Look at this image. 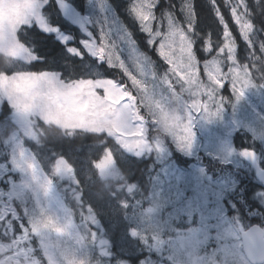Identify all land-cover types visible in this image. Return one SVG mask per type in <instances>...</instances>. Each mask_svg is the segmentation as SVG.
<instances>
[{
  "label": "rangeland",
  "instance_id": "374dc122",
  "mask_svg": "<svg viewBox=\"0 0 264 264\" xmlns=\"http://www.w3.org/2000/svg\"><path fill=\"white\" fill-rule=\"evenodd\" d=\"M46 1L36 0L35 19V0H0L5 66L0 110L3 104L8 108L0 119V264H129L112 255V237L130 248L141 244L138 264H250L223 215L220 197L235 188L237 167L250 169L232 143L235 132L248 134L264 161V80L255 81L237 62L230 28L221 21L223 46L215 49L225 53L226 65L209 56L208 48L198 59L180 19L159 8L158 0H145L153 5V28L166 29L171 20L187 37V63L182 71L171 72L157 54L158 43L148 44L155 33L146 32L135 14L140 0H127L140 43L109 0H84L82 11L55 0L70 25L67 32L43 17ZM225 3L238 36L249 50L258 45L264 55V39L258 42L244 1ZM193 19L185 2L183 22L190 26ZM31 25L54 33L66 54L80 60L76 80L70 74L61 81L57 73L44 71L55 75L49 81L40 78L42 71L29 68L34 56L16 32ZM101 37L115 45L123 61L113 56L110 66L102 46L89 51L86 45ZM21 49L27 54L18 56ZM129 52L150 58L142 78L147 91L137 89L130 102L121 104L129 95L123 85L130 83L123 67L136 71ZM252 61L264 78V60ZM40 124H52L67 135L76 129L101 133L103 140L81 147L80 156L51 151L44 164L27 145L40 142ZM155 131L167 135L170 148ZM170 149L178 158H168ZM197 154L207 168L218 162L226 171L214 174L208 168L211 177L199 160L183 163ZM101 162L108 166L102 169ZM129 162H143L141 184L124 175L122 164ZM257 193L264 195V188L258 186Z\"/></svg>",
  "mask_w": 264,
  "mask_h": 264
},
{
  "label": "trees",
  "instance_id": "16d2710c",
  "mask_svg": "<svg viewBox=\"0 0 264 264\" xmlns=\"http://www.w3.org/2000/svg\"><path fill=\"white\" fill-rule=\"evenodd\" d=\"M73 8L82 11L84 8V0H66ZM126 25L132 29L133 35L139 41V37L142 36L139 33L138 26L133 17L127 12L128 1L124 0H109ZM160 2V3H159ZM185 2L191 5L194 19L193 23L189 27L183 22V7ZM247 8V18L253 25L254 31L257 34V40L262 41L264 39V0H244ZM159 8H163L164 11L171 12L174 17L183 23L186 28L192 43L195 45V54L198 59H203L206 45L212 48L209 52V56L218 57L221 62L226 60L225 53L216 51V47L223 46V39L221 38L223 20L233 33V37L236 42V58L240 64H247L253 79L262 82L260 74L253 67L251 58L256 57L259 60H264L263 52L258 50V45L255 46L254 51L251 52L243 40L238 36L234 29V24L230 15V11L225 3V0H216V4L219 7H214L212 0H158ZM42 13L47 22L56 26L59 30L67 32L70 25L63 19L55 0H47L42 7ZM219 13H223L222 17H219ZM18 41L23 47L34 56L29 62V68L35 72L50 71L58 74L61 81H68V76L73 75V79L76 80L80 73L78 64L80 60H74V58L68 56L65 52L63 43H61L54 33H46L39 30L36 26H20L16 32ZM207 55V54H206ZM260 57V58H258ZM155 58V55H154ZM157 60V59H156ZM158 61V60H157ZM0 66H2L0 59ZM72 79V80H73ZM259 82V83H260ZM225 92L226 89H225ZM8 108L3 104L0 110V118L6 115ZM53 131L56 135L60 136L59 130L50 128L45 130L44 139L39 144H30L31 149L39 155V159L42 161L48 147L57 149L58 153L68 154L70 151L77 153L76 156H80L81 152H78L84 144H94L102 140V134L89 133L75 130L72 134L64 137H58L55 140H61L59 143L52 142ZM63 135V134H62ZM241 139L247 144L249 140L247 135L237 133L234 135V142L238 144ZM248 146V145H247ZM79 158V157H77ZM139 165L131 166L127 172L129 178L136 180L143 176ZM140 181V180H139ZM116 238V239H115ZM113 244V252L119 259L127 260L129 264H138L141 255L140 252L143 247L137 245L135 248H128L121 244V240L117 237L111 238Z\"/></svg>",
  "mask_w": 264,
  "mask_h": 264
},
{
  "label": "snow or ice",
  "instance_id": "6c2138e0",
  "mask_svg": "<svg viewBox=\"0 0 264 264\" xmlns=\"http://www.w3.org/2000/svg\"><path fill=\"white\" fill-rule=\"evenodd\" d=\"M212 3L214 7H219V5L216 4V0H212ZM33 7L36 9L34 13L35 19H38L37 9L39 5L37 4L36 0ZM134 11L139 21L142 23L144 30L149 34L155 33L156 39L149 40L148 44L154 45L158 43V47L156 49L157 54L168 65L169 70L171 72L182 71L183 66L187 63V60L189 58V52L187 51L188 42L186 35L179 28L175 27L174 22L171 20L168 21L166 29L163 25H159L156 28H153V24L155 23L153 5L146 3L145 0H140L138 6L134 9ZM222 16L223 13H219V17ZM161 28H163V31L161 30ZM101 42L91 41V43H88L86 47L93 54V50L97 46H102L105 49L106 55L109 56L110 66L111 57L113 56L116 58V60L123 61L121 55L116 52L115 45L110 46L106 42L104 37H101ZM191 47L194 52L195 45L192 44ZM72 51H75V49H72ZM208 51H211L210 47L208 48ZM25 54H27L25 49H21L17 53L18 56H22ZM129 58L131 60L133 68L136 71L133 72L132 69H129L126 66L123 67V70L129 74V84H132L134 87L132 89H129V84L123 85V90L128 91L129 95L124 96L123 100L121 101V104L130 102L132 96L135 95L137 89H139L140 91H147V85L144 84L142 78L146 75L144 71V63L149 62L150 58L143 53L135 52H129ZM149 66L151 67L150 63ZM197 67H200V65L198 64ZM208 70L214 71L215 66L210 65ZM39 75L40 78H46L49 81H51L55 77L54 74H50L49 72H42ZM132 77H134V79ZM137 81H139V83H137ZM117 86H119V83ZM139 103L140 98L136 97L135 104L138 105ZM188 134L190 135V129H188ZM107 166L108 165L104 162H101V164L99 165V167H101L102 169L106 168Z\"/></svg>",
  "mask_w": 264,
  "mask_h": 264
},
{
  "label": "flooded vegetation",
  "instance_id": "af4514ba",
  "mask_svg": "<svg viewBox=\"0 0 264 264\" xmlns=\"http://www.w3.org/2000/svg\"><path fill=\"white\" fill-rule=\"evenodd\" d=\"M244 149H248V148H244ZM260 165L262 167H264L263 162H261ZM254 176L255 175L252 176V174L248 175V177L250 178L249 179L250 182L252 184H256V185H251L250 188H249V186H247L248 189L244 188V191H243L244 194L240 193L241 200L237 204L238 208H233L232 206L234 204L231 203L229 200H227V191L222 193V195L220 197V203H221V206L224 209L225 213L228 216H236L240 220H242L243 218H246L248 216V214H252L254 212L253 210H251V212H250L251 208H254V209L259 208V206L254 202V200H255V195H256L255 191L258 189V186H260V185L255 183V181H254L255 177ZM245 179H247V178L245 177ZM261 210L263 212L262 217L264 220V208H262Z\"/></svg>",
  "mask_w": 264,
  "mask_h": 264
},
{
  "label": "water",
  "instance_id": "95a60500",
  "mask_svg": "<svg viewBox=\"0 0 264 264\" xmlns=\"http://www.w3.org/2000/svg\"><path fill=\"white\" fill-rule=\"evenodd\" d=\"M246 157L253 161V158L249 156L248 154ZM257 175L261 181L264 183V171L258 170ZM248 232H254V231H248ZM244 239H243V247H244V252L249 259L250 262L252 263H258L261 259V254L264 257V239L261 237V233L255 232L254 236L250 235H245L243 234Z\"/></svg>",
  "mask_w": 264,
  "mask_h": 264
},
{
  "label": "clouds",
  "instance_id": "9594fccd",
  "mask_svg": "<svg viewBox=\"0 0 264 264\" xmlns=\"http://www.w3.org/2000/svg\"><path fill=\"white\" fill-rule=\"evenodd\" d=\"M5 70V66H0V71ZM173 108H175V105H173Z\"/></svg>",
  "mask_w": 264,
  "mask_h": 264
},
{
  "label": "bare ground",
  "instance_id": "6f19581e",
  "mask_svg": "<svg viewBox=\"0 0 264 264\" xmlns=\"http://www.w3.org/2000/svg\"><path fill=\"white\" fill-rule=\"evenodd\" d=\"M160 3V2H159Z\"/></svg>",
  "mask_w": 264,
  "mask_h": 264
}]
</instances>
